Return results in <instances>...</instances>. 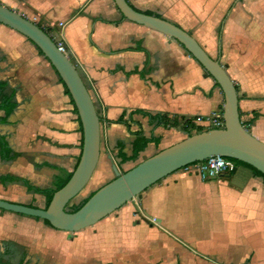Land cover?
I'll return each instance as SVG.
<instances>
[{"label": "crops", "instance_id": "1", "mask_svg": "<svg viewBox=\"0 0 264 264\" xmlns=\"http://www.w3.org/2000/svg\"><path fill=\"white\" fill-rule=\"evenodd\" d=\"M161 1L173 17L157 15L222 66L236 89L241 124L250 125L249 134L264 144L261 19L251 27L246 8H233L232 0ZM0 5L61 44L85 84L101 135L92 189L112 181L114 168L123 174L178 143L182 133L155 127L137 112L190 119L205 130L221 111L222 93L197 62L174 40L124 20L112 0H0ZM66 91L35 46L0 24V139L9 149L5 157L0 149V178L16 179L0 182L1 201L43 210L45 197L27 191L24 182L54 190L75 171L82 128ZM122 116L124 123H117ZM138 134L162 138L135 161L120 163L119 149L130 157ZM192 169L175 172L98 222V232L79 243V263L264 264L263 181L243 170L202 181ZM55 231L40 220L0 211V246L16 241L35 246L39 235L54 237Z\"/></svg>", "mask_w": 264, "mask_h": 264}, {"label": "water", "instance_id": "2", "mask_svg": "<svg viewBox=\"0 0 264 264\" xmlns=\"http://www.w3.org/2000/svg\"><path fill=\"white\" fill-rule=\"evenodd\" d=\"M121 17L177 42L215 82L223 96V128L186 137L120 174L105 184L76 212L66 207L88 185L100 155V121L94 103L77 69L41 28L0 5V24L26 38L48 61L67 90L82 128V150L69 181L56 191L46 209L0 200V211L46 221L53 230L77 233L96 225L168 176L209 158L220 157L251 166L264 176V144L242 126L233 82L217 60L176 25L135 11L126 0H112ZM236 170L233 171L235 173Z\"/></svg>", "mask_w": 264, "mask_h": 264}, {"label": "rangeland", "instance_id": "3", "mask_svg": "<svg viewBox=\"0 0 264 264\" xmlns=\"http://www.w3.org/2000/svg\"><path fill=\"white\" fill-rule=\"evenodd\" d=\"M131 3H133V5L141 12H149L154 15L159 14L166 18L173 17V9L168 7L164 1L131 0ZM232 4L233 8L238 6L246 8V11H244L246 12L244 17L249 19L251 27V23L254 22L256 18L261 19V24L264 26V0H232ZM222 110L223 106H221V111L219 112H222ZM243 127L248 132L250 125L243 124ZM209 128L213 130V126ZM209 128H205V131H207L206 129ZM165 130H173L177 133H182L179 130L174 129ZM186 137H188V135L182 133L181 136L178 137L177 142L182 141ZM227 174H229V172H227ZM90 186L91 185L88 184L85 189L70 202V204L67 206V211L72 210L73 207L79 206L85 199L88 198L90 194L98 190V188L92 189ZM212 208L216 210L218 205L215 204V206L213 205ZM194 225L195 223L193 224V227H195ZM97 228L98 225H94L77 233L58 232L54 237L53 235H39V242L35 246L30 245L26 241L7 242L4 244L2 243L3 247L0 246V259L6 261L8 264H17L19 261H22V264H80L78 258H80L79 256L82 254H80L78 251L79 243L83 239L92 238L98 232ZM55 258H57L58 261ZM64 259H68L69 263H66V261L64 262ZM54 260L55 262L52 263ZM107 262L109 261L107 260ZM104 264L110 263L104 262Z\"/></svg>", "mask_w": 264, "mask_h": 264}, {"label": "trees", "instance_id": "4", "mask_svg": "<svg viewBox=\"0 0 264 264\" xmlns=\"http://www.w3.org/2000/svg\"><path fill=\"white\" fill-rule=\"evenodd\" d=\"M131 7L135 11H137L139 13H143L144 15L161 18L158 15H154V14L149 13V12H141V11L137 10L136 8H134L133 6H131ZM137 113H139L140 115H142L144 117L149 118L151 123L155 124V127H162L163 129L179 130L180 132L185 133L188 136H191L192 134H198V133H201V132L205 131V130H203L200 127H196L192 123V121L190 119H185V118H182V117L181 118L180 117L168 118L167 116L159 115V114L151 116L150 114L143 113V112H137ZM117 123H119V124H123L124 123L123 122V116L120 117L117 120ZM242 126H243V124H242ZM161 138H162L161 136L155 135V134L152 135L149 139H146V138L140 136L139 134L136 135V138H135V140H134V142L132 144V152H131V156L130 157H126L123 153H121V149H119L118 158L120 159V163L135 161L137 159V157H138V154L141 153L146 148V146L148 144L153 143L154 145H158L159 142L161 141ZM0 149H1V154L4 157L6 156V154L9 153V149L7 148L5 142L2 139H0ZM225 160L233 166V170L231 172H229V175H231L234 170H236V171L243 170V171L249 172L253 177L260 178L263 181V183H264V176L260 172H258L254 168H252L251 166L246 165L244 163H241L239 161H235V160H229V159H225ZM193 165H195V164H193ZM190 166H192V165H190ZM190 166H188V167H190ZM71 176H69V178L66 181L58 183L55 186L54 190H44V191L37 190V189H34V188L30 187L26 182H24V185H25L27 191L33 192L35 194H40V195H43L45 197L46 204H45V208L44 209H46L49 206L50 202H51L53 194L56 191H58L61 188H63L65 186V184L69 181ZM14 181H16V179L12 178V177H1L0 178V182H2V183H4V182H14ZM93 194L94 193L90 194L88 196V198L85 199L79 206L73 207L72 210H70V211H67V207H66V211L68 213H74V212L78 211L87 202V200ZM42 222L46 226L49 227V224L46 221H42Z\"/></svg>", "mask_w": 264, "mask_h": 264}, {"label": "built area", "instance_id": "5", "mask_svg": "<svg viewBox=\"0 0 264 264\" xmlns=\"http://www.w3.org/2000/svg\"><path fill=\"white\" fill-rule=\"evenodd\" d=\"M56 46L64 55H66L65 48L61 44H56ZM209 124L213 126V129H222V112L214 114L209 119ZM190 167H193V173H195V175L202 181H207L216 178L233 170V166L228 163L225 159H222L220 157L209 158L203 162L197 163Z\"/></svg>", "mask_w": 264, "mask_h": 264}]
</instances>
